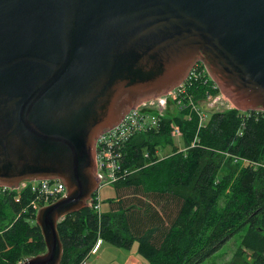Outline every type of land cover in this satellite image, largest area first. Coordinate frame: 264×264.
I'll return each instance as SVG.
<instances>
[{"label": "water", "instance_id": "1", "mask_svg": "<svg viewBox=\"0 0 264 264\" xmlns=\"http://www.w3.org/2000/svg\"><path fill=\"white\" fill-rule=\"evenodd\" d=\"M197 63L235 110L264 113V0H0V187H65L21 264H60L58 222L100 185L98 137Z\"/></svg>", "mask_w": 264, "mask_h": 264}, {"label": "trees", "instance_id": "2", "mask_svg": "<svg viewBox=\"0 0 264 264\" xmlns=\"http://www.w3.org/2000/svg\"><path fill=\"white\" fill-rule=\"evenodd\" d=\"M206 89L197 81L189 92L199 102ZM247 112L219 109L204 126L183 119L186 112L168 114L159 132L135 137L125 162L133 172L114 185V210L98 217L87 208L58 222L60 264H80L97 239L123 249L136 243L144 264H202L240 232L236 256L250 259L241 264H264V113ZM171 122L184 146L197 145L159 158ZM15 195L0 189V264L45 251L34 214L23 212L30 195L19 203Z\"/></svg>", "mask_w": 264, "mask_h": 264}, {"label": "built area", "instance_id": "3", "mask_svg": "<svg viewBox=\"0 0 264 264\" xmlns=\"http://www.w3.org/2000/svg\"><path fill=\"white\" fill-rule=\"evenodd\" d=\"M197 81H203L207 85L203 99L199 102H195L193 95L189 92L191 86ZM220 98L223 99V96L211 80L207 70L201 63H197L178 87L169 91L166 95L152 100V104H149L152 101L146 103L154 109V113L147 105H140L129 111L116 127L100 135L95 145L96 174L100 185L96 193L89 200L88 208L100 217L102 212L100 196L98 195L99 189L105 185H115L132 174L133 171L125 167V162L128 158V149L135 137L141 134L159 132L162 120L165 118L164 115L167 113L178 116L179 114L176 115V113L183 114L186 112V114H183V119H189L195 114L199 119V126H204L209 114L202 110V106L205 105L211 108V101L215 99L220 100ZM169 129H171V134L174 138L177 140L181 139L182 132L175 122L169 124ZM195 145L194 141L192 146L183 148L180 151L186 152L195 147ZM144 155L148 157L147 152H144ZM0 189L8 192L15 191L14 201L16 203L21 201L23 193H28L31 198L28 205L23 209V212L29 209L34 216L41 207L52 204L65 196V187L57 180L32 181L16 190L1 187ZM100 244L101 241L97 240L89 254L80 264H86L89 255L95 254ZM22 262L17 264H21Z\"/></svg>", "mask_w": 264, "mask_h": 264}, {"label": "rangeland", "instance_id": "4", "mask_svg": "<svg viewBox=\"0 0 264 264\" xmlns=\"http://www.w3.org/2000/svg\"><path fill=\"white\" fill-rule=\"evenodd\" d=\"M218 100L219 99H215V100L211 101V104H210L211 109H213L214 107L215 108L218 107V108H220V110H222V109H224V110L233 109L232 105L229 102H227L224 99V97H223V99L220 98L219 102H218ZM152 103H153V101L150 102L149 104H152ZM141 105H147L152 110V112L154 111V109L146 103H142ZM168 114L169 113L165 114L164 116L166 117ZM177 114L178 113H176V115ZM207 114H210V113H207ZM211 114H213V113H211ZM193 116H195L198 119V117L195 114H193ZM208 120H209V115H207L205 124H207ZM198 122H199V119H198ZM182 137H183V134H182ZM182 137H181V139L177 140L171 134V129H169V139H167V140L170 142L169 143L166 142L167 144H163L160 147V150L158 151L157 156L159 158H163V157L169 155L170 153H172L173 148H176L178 151H180L183 148H186V147L189 148L190 146H192L193 142L189 146H184L182 143ZM196 145H195V147H196ZM180 152H182V151H180ZM98 195L100 196V201H101V212H103V210H104L103 208L105 207L108 199L116 197V195H117L116 187L114 185L102 186L98 191ZM242 235H243V232H240L237 235H235L215 255H213L212 257L207 259L202 264H235V263L241 264L244 260H246V263L249 262L250 259L247 257V255H243L242 257L236 256V254L238 253L237 249L239 247L240 237ZM97 240L101 241V239H97ZM130 254H135L136 257L141 262H143L142 259L137 255L138 253H137V244L136 243L133 244L131 249H123V248H118V247H115L109 243L101 241V244H100L97 252L95 254L89 255L86 264H124L126 257L129 256ZM233 262H235V263H233Z\"/></svg>", "mask_w": 264, "mask_h": 264}, {"label": "crops", "instance_id": "5", "mask_svg": "<svg viewBox=\"0 0 264 264\" xmlns=\"http://www.w3.org/2000/svg\"><path fill=\"white\" fill-rule=\"evenodd\" d=\"M110 201L113 200L112 204L106 203L105 207L103 208V212H106L110 209L114 210V208L116 207V203L119 201L117 195L115 198H111L109 199ZM124 264H143V262H141L135 254H130L129 256L126 257L125 259V263Z\"/></svg>", "mask_w": 264, "mask_h": 264}, {"label": "flooded vegetation", "instance_id": "6", "mask_svg": "<svg viewBox=\"0 0 264 264\" xmlns=\"http://www.w3.org/2000/svg\"><path fill=\"white\" fill-rule=\"evenodd\" d=\"M209 109H211V108H209ZM219 109H220V108H218V107H216V108L214 107V108L211 109V110H212L213 112H216V111H219Z\"/></svg>", "mask_w": 264, "mask_h": 264}, {"label": "bare ground", "instance_id": "7", "mask_svg": "<svg viewBox=\"0 0 264 264\" xmlns=\"http://www.w3.org/2000/svg\"><path fill=\"white\" fill-rule=\"evenodd\" d=\"M202 99V98H201Z\"/></svg>", "mask_w": 264, "mask_h": 264}]
</instances>
